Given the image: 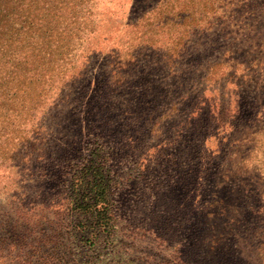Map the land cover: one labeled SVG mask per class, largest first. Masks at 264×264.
Here are the masks:
<instances>
[{
    "label": "rangeland",
    "instance_id": "374dc122",
    "mask_svg": "<svg viewBox=\"0 0 264 264\" xmlns=\"http://www.w3.org/2000/svg\"><path fill=\"white\" fill-rule=\"evenodd\" d=\"M86 9L34 115L12 134L34 141V162L18 166L0 137V243L16 235L23 187L41 190L36 230L52 227L57 241L43 250L53 264H76L66 179L97 133L114 181L113 264H264V123L229 136L234 117L264 110V0H89ZM19 253L0 249V264H32Z\"/></svg>",
    "mask_w": 264,
    "mask_h": 264
},
{
    "label": "trees",
    "instance_id": "16d2710c",
    "mask_svg": "<svg viewBox=\"0 0 264 264\" xmlns=\"http://www.w3.org/2000/svg\"><path fill=\"white\" fill-rule=\"evenodd\" d=\"M88 2L89 0H0V137L4 138V142H7L6 137L10 138L7 144H11L12 156L19 159L17 165L22 168L26 165L29 167L34 162L33 155H28L35 144L27 136L18 142L11 140L12 134L23 130L18 128L23 122L21 120L29 121L34 115L39 99L46 91L44 85L51 73L58 69L56 61H60L69 49L70 36H65L66 33L73 29L71 25L79 23L78 13H91L86 9ZM248 99V104L256 103L253 97ZM251 108L253 106L248 108L239 124H235L237 117H234L229 136L235 137L240 132L250 130L253 135L257 134L254 127L258 122L264 123V110L250 112ZM22 142L25 143V151L16 154V146ZM92 142L80 166L72 169L74 171L66 179L70 185L68 209L74 216L72 224H68V231L71 232L68 244L80 255H77L76 264H113L115 258L110 246L115 239L112 224L114 181L109 163L111 159L110 154L105 151L104 141L99 139L97 133L93 134ZM30 177L21 180H28ZM38 178L41 182L47 179L41 176ZM23 188L20 200L22 204L15 210L18 216L10 218L13 222L11 232L16 235H9L7 238L3 236V241H11L4 245L1 242L0 249H19V259L26 263L53 264L51 253L47 254L43 249L46 245H57L54 229L48 228L51 231L46 234L36 230L34 219L38 217L34 207L45 192L32 190L30 187ZM215 204H219V201L213 200L206 207ZM39 206L43 210L39 214L51 213L58 217L53 226L63 225V217L61 218V214L58 216L56 211L49 212V204ZM12 244L16 247L9 246Z\"/></svg>",
    "mask_w": 264,
    "mask_h": 264
}]
</instances>
